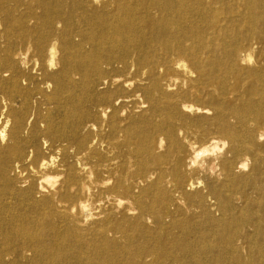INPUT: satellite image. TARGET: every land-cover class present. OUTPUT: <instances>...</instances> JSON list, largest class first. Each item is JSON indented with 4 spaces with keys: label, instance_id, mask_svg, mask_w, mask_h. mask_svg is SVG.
Here are the masks:
<instances>
[{
    "label": "bare ground",
    "instance_id": "1",
    "mask_svg": "<svg viewBox=\"0 0 264 264\" xmlns=\"http://www.w3.org/2000/svg\"><path fill=\"white\" fill-rule=\"evenodd\" d=\"M0 264H264V0H0Z\"/></svg>",
    "mask_w": 264,
    "mask_h": 264
}]
</instances>
